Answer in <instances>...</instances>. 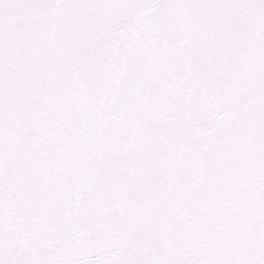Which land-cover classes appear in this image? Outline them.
<instances>
[{"label":"snow or ice","instance_id":"1","mask_svg":"<svg viewBox=\"0 0 264 264\" xmlns=\"http://www.w3.org/2000/svg\"><path fill=\"white\" fill-rule=\"evenodd\" d=\"M0 264H264V0H0Z\"/></svg>","mask_w":264,"mask_h":264}]
</instances>
